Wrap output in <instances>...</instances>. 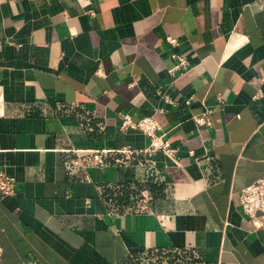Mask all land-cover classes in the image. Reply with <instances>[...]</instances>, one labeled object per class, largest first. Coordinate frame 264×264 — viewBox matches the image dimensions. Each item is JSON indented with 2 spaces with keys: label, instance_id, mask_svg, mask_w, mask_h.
<instances>
[{
  "label": "crops",
  "instance_id": "1",
  "mask_svg": "<svg viewBox=\"0 0 264 264\" xmlns=\"http://www.w3.org/2000/svg\"><path fill=\"white\" fill-rule=\"evenodd\" d=\"M119 114L155 119L176 156ZM93 149L101 168L74 165ZM263 170L264 0H0V264H264L237 198Z\"/></svg>",
  "mask_w": 264,
  "mask_h": 264
},
{
  "label": "built area",
  "instance_id": "2",
  "mask_svg": "<svg viewBox=\"0 0 264 264\" xmlns=\"http://www.w3.org/2000/svg\"><path fill=\"white\" fill-rule=\"evenodd\" d=\"M166 43L171 46L176 45L175 39L170 37L165 38ZM171 59L173 66L169 69L171 75L181 74L187 71L188 61L183 55L172 54ZM157 94L167 103H171L167 95H164L160 90ZM262 93L259 91L254 95L253 100L262 97ZM220 100L221 97H218ZM188 99L185 104H189ZM118 132L125 134L128 131H137L148 139V145L142 152L152 155L155 153H162L169 157H175L177 150L170 146V144L164 139L163 135H159V125L152 117H143L138 121H133L130 116L125 114H119ZM194 121L200 125L208 124V112L203 113L200 117L194 118ZM129 148L122 149V152H129ZM108 152L105 149L89 150L88 153L74 161L75 166L82 168H101L103 161L101 155ZM16 193V183L12 177H8L4 174H0V199L6 197H13ZM238 203L240 206L241 214L248 220V222L255 228L261 229L264 227V170L261 177L254 183L242 188L237 195ZM147 195L142 193L140 199L136 202L134 212L143 213L148 212ZM3 250L0 247V262L2 259Z\"/></svg>",
  "mask_w": 264,
  "mask_h": 264
},
{
  "label": "trees",
  "instance_id": "3",
  "mask_svg": "<svg viewBox=\"0 0 264 264\" xmlns=\"http://www.w3.org/2000/svg\"><path fill=\"white\" fill-rule=\"evenodd\" d=\"M102 197L111 212L123 213L133 210L132 204H129L130 192L119 193L117 189L108 187L102 193Z\"/></svg>",
  "mask_w": 264,
  "mask_h": 264
}]
</instances>
